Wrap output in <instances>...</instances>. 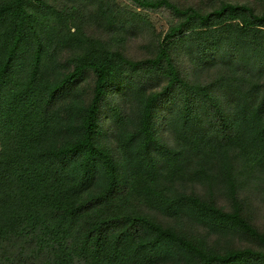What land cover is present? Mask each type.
I'll return each instance as SVG.
<instances>
[{
	"label": "trees",
	"instance_id": "1",
	"mask_svg": "<svg viewBox=\"0 0 264 264\" xmlns=\"http://www.w3.org/2000/svg\"><path fill=\"white\" fill-rule=\"evenodd\" d=\"M135 1L172 9L179 21L170 40L219 20L241 29L264 20L229 1L206 13L172 0ZM47 7L0 1V264H264V232L240 196L246 181L264 183L263 45L209 41L197 66L220 64L222 73L191 86L165 44L150 61L165 64L168 83L148 92L126 75L137 62L120 51L86 48L74 64L58 60L45 36ZM245 11L252 19L232 23ZM91 69L87 100L81 84ZM124 84L137 111L109 108L117 155L100 142V120L111 86ZM175 87L184 100L163 127L173 133L169 143L159 135L158 106ZM220 187L233 199L230 210L217 202ZM186 222L209 234L243 231L262 247L221 250Z\"/></svg>",
	"mask_w": 264,
	"mask_h": 264
},
{
	"label": "rangeland",
	"instance_id": "2",
	"mask_svg": "<svg viewBox=\"0 0 264 264\" xmlns=\"http://www.w3.org/2000/svg\"><path fill=\"white\" fill-rule=\"evenodd\" d=\"M1 1V0H0ZM49 10L44 16L45 36L50 38L58 60L62 63L74 64L85 55L86 48H95L99 54L108 51H120L136 65L126 66L124 72L133 81L148 92L158 91L168 83L169 70L163 65H155L150 59L159 54L162 46H171V55L179 67L181 75L190 85L216 83L222 73V65L212 68L197 66L198 49L213 39L220 42L223 37L250 40L264 47V20L257 21V27L241 29L236 25L226 26L219 22L212 28H202L184 37L173 40L167 38L170 27L179 21V17L166 5L159 7L143 6L135 0H45ZM181 7L193 6L201 12H209L221 6L223 2L246 4L258 14H264V0H172ZM232 20L236 23L243 19H252L248 12L240 13ZM95 54V53H94ZM96 55V54H95ZM264 83V71L261 74ZM96 72L91 69L82 82L81 89L85 98L90 100L95 86ZM184 91L175 87L158 106L159 135L169 143L173 142L171 130H163L167 117L183 106ZM119 106L129 115L137 111L134 89L124 84L118 88L112 85L101 111L100 142L120 155L118 142L114 137V128L109 118V108ZM1 147V144H0ZM239 170V168H238ZM254 181V180H253ZM251 180L243 184L240 191L243 208L253 223L264 232V183ZM258 181V180H257ZM223 187L217 191V202L225 209H232L233 199ZM164 220H169L164 217ZM174 222V221H172ZM192 235L206 236L208 243L218 249L227 247L261 248V243L246 232L237 231L228 235L209 234L204 227L192 222L184 224Z\"/></svg>",
	"mask_w": 264,
	"mask_h": 264
}]
</instances>
